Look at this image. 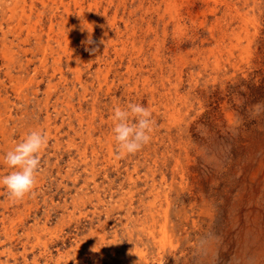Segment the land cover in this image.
Wrapping results in <instances>:
<instances>
[{
  "label": "rangeland",
  "instance_id": "obj_1",
  "mask_svg": "<svg viewBox=\"0 0 264 264\" xmlns=\"http://www.w3.org/2000/svg\"><path fill=\"white\" fill-rule=\"evenodd\" d=\"M43 1L48 8L22 1L20 11L31 10V17L5 38L0 30L14 53L13 59L0 54V157L32 130L48 137L34 190L14 202L0 186V264H264V72L240 58L212 72L209 53L216 44L198 50L188 44L194 33L206 35L200 17L187 22L182 33L170 26L164 49L162 30L144 37L151 60L157 49L162 52L164 71L151 73L150 63L126 84L125 68L112 49L107 57L105 46L96 55L85 50L86 24L75 32L60 29L75 1L54 0L58 23L53 28L50 0ZM109 1L100 25L118 23L124 29L121 17L139 3L104 0L103 6ZM261 6L264 11V0ZM233 25L230 33L238 31L237 22ZM16 35L30 37L29 52L23 53L17 40L11 45ZM74 46L81 48L77 65L67 62L66 52ZM175 92L178 98L171 99ZM130 102L149 107L156 124L149 145L118 157L111 113ZM12 170L0 160V176Z\"/></svg>",
  "mask_w": 264,
  "mask_h": 264
},
{
  "label": "bare ground",
  "instance_id": "obj_2",
  "mask_svg": "<svg viewBox=\"0 0 264 264\" xmlns=\"http://www.w3.org/2000/svg\"><path fill=\"white\" fill-rule=\"evenodd\" d=\"M22 1H24V3L26 2V0H11V3L6 5V3L3 0L0 1V16H1V18H0V30H1V32H3L4 38L7 37L9 33H12L14 30L19 31L18 30L19 27L16 28L14 26L15 25L16 26L17 25L20 26L21 24H23V22H25V21H23L24 19H29L31 17V14H32L31 10L20 11V9L22 8V5H21ZM36 1L41 3L43 8H48V6H49V4L46 1H43V0H36ZM56 1L57 2H61V3L63 2V0H56ZM74 1H75L74 5H76L75 6L76 7L75 10L72 11L71 8L70 9H66V11L68 13V17H67L66 21H63L62 23H58L57 22L58 13L56 11L58 8L55 7L56 2L54 0H50V10H51L50 11V24H51V27L52 28L55 27V23H58L59 26H60V29L62 31L75 32L78 28H81L84 24H86L89 27V31H92L91 32L92 39L94 41L97 40L96 43L98 44V47L101 48L102 46H105L106 57L108 56L110 50L111 49L113 50V52H114V54L116 56V60L117 61L119 60V67L121 69L125 68V74L124 75H126V84H128L129 82L135 80L140 75V73H143V70L146 68V66L149 67L150 63H153L152 64V68H151V73L152 72H157L158 69H159L160 73H162L164 71L163 70V66H162V62L164 60L163 59L164 57L162 58V55H163L162 52L161 51L159 52V49H157V51L155 53H153V56H152L153 60H151L149 58L150 56L148 54V51H149L150 47H149V49L146 47V46H150V44L149 45L147 44L146 39L144 37L149 36L148 34H155V37H157L156 36L157 32L160 29V30H162V32H161L162 35H163V38H162L163 40L162 41H163V45H164V44H166L165 43V41H166L165 39H166V35H167L168 29L170 28V26H174L177 32H181L182 33V31L185 30L186 27H187V22H190V24H193L200 17L203 18V21H202V23L200 25L201 26L200 29L207 28L206 29L207 32H206L205 37L204 38H199V37H197L198 33H194L193 35H191L192 37L189 39V41L188 40L187 41H188V44L190 46H193V47L197 48V50L203 48L206 45V43H210L211 42L212 44H216V47H214L213 49L211 48V50L209 49L210 50L209 59L214 58V64L212 66V72L213 71H218L217 73H219V71L221 72V70H223L225 68V66H227L229 63H231V60L235 59V58H240V60L242 62H244L243 64L246 63V65L248 64V66H250V64L253 62V64L250 67L255 68V71L256 70L257 71H261L262 70L264 72V11H263V8L261 6V0H252V4H250V2H249L251 0H159L160 3L156 2L157 4L155 3V0H130V1L133 2V4L134 3L136 4V2H138L139 5L136 4L138 6H137V8L135 10H129L128 12H126L127 13L126 16L121 17L120 20L122 22V25H123L124 29H120L121 27L117 26L118 23H114L113 24L114 25L113 28L112 27L111 28L106 27L103 24L100 25V23H99V22L102 23V20H105L108 12L110 11L111 4H112L113 1H109V5L107 4L105 6H103L104 0L101 3L96 2L95 0H74ZM121 1H124V3H125L126 0H121ZM147 1L150 2V5L145 7V4L147 3ZM19 3H20V5H19ZM124 3H123V5H124V8H125L127 5L124 4ZM28 6L31 8V4H29ZM64 6H65V4H64ZM137 10L139 12L141 10H144L145 11L144 13L147 15V19H145L144 13H141V12H140L141 15H139V18L138 17L136 18ZM221 12H224V13L222 14V16H219V14ZM18 13H19V15H18ZM38 16H41V15H38ZM228 16L231 17V21L233 23L237 22L236 26L238 27V29H237L238 31H236V29H233V31H232L233 34L229 32V30L231 28H233V26H234L233 23L230 21L227 24V22H226ZM211 19H214V20L212 22H209V21H211ZM4 25H6L5 29L3 28ZM110 25H111V23H110ZM190 27H192V26H190ZM8 29H9V32L7 31ZM16 31L14 33H16ZM52 32H54V31H52ZM40 34H38V35H40ZM34 36H36L34 39H38L36 33L34 34ZM87 38L88 37H86V40H87ZM122 38H125V39L121 40ZM228 38H231V39L229 40V43L225 47L224 43H225V40L228 39ZM68 39H70V38H68ZM15 40H17V46H18V48H20V50L23 53L29 52V50L26 48V45L29 44V41H31L30 37H26L25 39H21L20 37H18V39L15 38V39H13L11 41V43H12L11 45L12 46H15ZM101 40H103L104 43H101ZM154 40H156V39H154ZM182 40H184V39H182ZM162 41H160V42H162ZM37 44H39V43H37ZM180 44L181 43L179 42L178 43V47H180ZM4 45H6V42H4L3 39H0V54H2V56L4 58H6V59H8V58L13 59L14 53L12 52L11 48H8L7 45L6 46H4ZM163 45H161L162 46L161 48L164 49L165 45L164 46ZM87 46L90 47L91 45H87ZM174 46H176L175 43H174ZM170 47H172V46H170ZM219 49H221V50L222 49L223 50L226 49V51L225 50L224 51H221V50L218 51ZM168 50H171V49H167V51ZM190 52L193 54V52H195V51L191 48ZM199 52H201V51H199ZM199 52H197V53H199ZM236 52L238 53V55L236 54ZM66 53H67V60H68L67 62L69 64L75 62V64L77 65L76 61L79 58L78 55L81 54V48H78L77 46H74L73 48H71L69 50V52L67 51ZM185 53H187V52H185ZM239 53H240V55H239ZM199 55H202V54H199ZM203 55H205V54H203ZM225 55H227V58L222 61L220 59V57L223 58ZM125 56H127V57H125ZM191 56H193V55H191ZM169 57H170V55H169ZM126 58H127V60H126ZM191 60H193V59H191ZM104 61L107 62L108 60L104 59ZM184 61L182 59H179L177 64L179 66H182V65H184ZM170 64H172V62ZM204 64L206 66L207 62L204 63ZM231 66L236 67V66H240V65H238V64L233 62V64H231ZM39 67H41V66H39ZM237 69L238 68H234V70H237ZM77 71H79V70H77ZM180 71H181V69H180ZM241 72H243V71H241ZM217 73H215V74H217ZM6 74H8V73H6ZM179 74H178V76H179ZM262 74L264 75V73H262ZM248 75H249V73L246 75V77ZM263 75H261L260 82L264 81V76ZM232 76H234V75H232ZM150 79H151L150 76H148L143 81L148 84L150 82ZM213 79H214V81L216 80V78H213ZM77 80L80 81V76L78 77ZM106 80H107V78H106ZM186 81H188V80H186ZM204 82H206V81H204ZM179 84H181V83H179ZM254 85H256V84H254ZM183 86H185V85L183 84ZM203 88H204V86H203ZM162 89H164V88L162 87ZM228 91H230V90H228ZM232 91H233V89H232ZM174 97L178 98V94L176 92L174 93V95H171L170 98L173 99ZM211 101H213V99ZM242 102L243 101H241V103ZM194 103H195V101H194ZM179 104H181V103H179ZM259 104L257 105V107L259 106ZM211 105H212V103H211ZM159 106H161V104ZM220 107H221V105H220ZM101 111H103V110H101ZM205 113H207V112H205ZM111 115H112V113H111ZM92 116H94V115H92ZM174 116L176 118L179 117V112H177V110L174 113ZM231 119H232V117H231ZM192 127H193V125H192ZM166 129H167V127H166ZM158 131H160V130H158ZM170 141H171V139H170ZM229 158H231V156ZM212 173H214V172H212ZM180 177H182V176H180ZM131 209H132V207H131ZM127 219H129V218H127ZM126 222H127V220H126ZM126 232H128V231H126ZM167 238H168L167 227H166V225H163V227L161 229V240H160L162 246L165 245V242H166ZM142 241H144V240H142Z\"/></svg>",
  "mask_w": 264,
  "mask_h": 264
},
{
  "label": "clouds",
  "instance_id": "obj_3",
  "mask_svg": "<svg viewBox=\"0 0 264 264\" xmlns=\"http://www.w3.org/2000/svg\"><path fill=\"white\" fill-rule=\"evenodd\" d=\"M88 32L87 40L82 43L86 45V51L96 55L99 52L98 46L87 47L96 44L91 36L92 31ZM101 43L104 41L101 40ZM112 113V133L118 146V157L135 155L151 142L156 121L149 107L130 102L124 106H115ZM47 144L45 133L32 130L12 150L0 157L5 166L13 169L0 176V186L6 189L12 201H21L34 190L41 167L40 153Z\"/></svg>",
  "mask_w": 264,
  "mask_h": 264
}]
</instances>
